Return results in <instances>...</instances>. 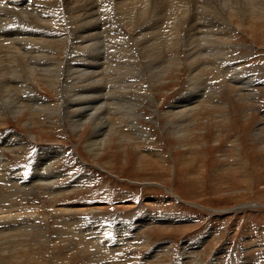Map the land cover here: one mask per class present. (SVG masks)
<instances>
[{
  "label": "rangeland",
  "instance_id": "1",
  "mask_svg": "<svg viewBox=\"0 0 264 264\" xmlns=\"http://www.w3.org/2000/svg\"><path fill=\"white\" fill-rule=\"evenodd\" d=\"M0 1V8L2 9L8 7L19 10L28 0H14V3L13 0ZM24 1L25 3H23ZM120 1L122 3L126 0ZM129 1L135 2L131 4V9H135L137 5H144L143 2L145 1L147 2V0ZM161 1L154 0L155 4L152 3V11L149 12L156 15L158 19L159 17L162 18L159 25L161 28L157 25L162 29H159L162 33L159 36V42L153 40V44L150 41V45L145 40L148 39L149 33L145 36L137 35L138 29L135 25H130V29L123 26L125 20L128 22L133 17L135 19V17L142 16L140 13L133 16L130 14L129 16L132 17L130 18L127 17L128 14H124L127 17L125 18L123 14H119L121 10L130 8V5L123 6V8L122 6L117 7V3L112 6L107 5L109 9L105 10H108V13L100 15L103 19L99 22L100 26L98 25L99 28L92 36H87L84 30L93 22L88 25L82 24L89 22L86 20L81 21L79 25L78 23L74 25L75 23H70L71 20L68 18L66 10L64 12L63 6H61L62 9L58 6L50 7V15L54 23L51 24L52 28L49 32L58 38L56 41H52L54 36L48 42L53 43L51 51L56 58L61 55L62 57L59 59L62 62L70 63L73 59L72 62L76 63L79 61L78 58H82L87 53H92L90 48L94 45L97 47L96 53L103 52V47L108 44L109 38L113 37L110 35L112 30L109 31L110 33L108 32L109 37L106 36L105 22L109 20L111 21L110 28L115 23L114 25L118 28L120 26L125 34L131 36H129L131 39L137 37L136 40L132 39V41H136V45H132V47L142 63L141 70L144 73L153 76L152 74H160L164 68H167L165 69L167 74L165 72L162 84L158 79H153L150 76L149 79H143L144 81L140 78H132L131 88L124 90L127 92L126 96L129 100L124 102L127 99L125 93L115 95L114 100H112L113 103L124 102L125 107L121 108L116 103V109H120L118 111L121 113H129L122 118L120 113L114 114L116 110L111 109L112 106H110V109L101 111L100 115L96 114L99 117H104L105 123L103 124L105 125L101 123H99L100 125H93L96 116L89 115L87 117L84 114L90 107H92L91 109L93 106L96 108L98 98L95 99L92 92L89 94L92 101L87 102L86 99L81 98L79 86L82 84H76L72 79L63 80L65 78L64 72V74L62 73L63 78L58 82L59 89H57L61 91V95L60 91H56L55 87L49 86V88L46 83L41 82L40 88L34 85L37 94L42 99L53 103L52 106H47L50 110L43 111L42 114H31V110L29 112L27 108L24 109L25 107H23V111L15 115L9 109L12 100L14 101L16 98L13 96L14 91H11L9 95L5 91L0 93L1 105L6 108V112L8 111V113L0 112V143L12 133H16L19 139L23 140V143L21 142L18 146L11 148L0 145L2 147L0 150L4 152L5 157H8L7 160L9 159L7 162L9 170L14 174L18 172L17 174L24 177L27 182L30 181V177L33 176L34 165L38 158L42 157L43 154L40 156V153L44 150L42 153L47 151L46 153L49 155H54V151L62 153L58 157V163L54 164L53 170L56 173H63L61 177L50 178V181L53 182L47 186L53 190L60 185L63 187L62 191L60 190L61 194L59 191L52 193L48 188L45 190L42 187L45 180H40L39 182L43 183L35 189L32 188L33 186L24 185L22 180L17 183H10L8 179L0 180V230L3 229L2 232L4 233L5 230L12 231L18 235L17 237L21 236L17 241L14 238L8 240L0 237V264H104V262H110L109 264H244L245 262L246 264H264V0H253L255 5L261 7L259 9L263 13V17L259 15L261 20H258L259 16L256 15H253L252 18L248 17L244 21L235 18V21L232 20L234 31H226L228 36L224 32L219 34L224 40L227 37L229 41H226L230 45H224L226 56H217V62L212 60L211 62L215 63L210 64V66L205 65L207 69L204 68L205 66L201 61L203 56H193V59L190 58L193 62L188 60L185 53L187 47H184V42L188 43L187 39H183L181 45L178 46L180 49L172 47L171 52L165 53V58L157 50V45L160 44L162 36L166 37L169 32L167 26H170V23L176 18L177 7L182 5L177 0H166V4H161ZM32 2L33 0L28 4V7H31L28 8L29 11L33 10ZM49 2L52 1L49 0ZM2 3L5 4L4 7H2ZM156 3L158 4L156 5ZM129 8L128 10H131ZM187 9L190 14L189 17H191V13L198 11L202 14L200 6ZM161 10L166 11L165 14L159 12ZM170 11L171 13L173 11V15H170ZM109 14L111 15L109 16ZM162 15L164 17H161ZM196 19H193V25L190 24L194 28L191 27L190 30L188 26L189 32L196 29L195 24L200 21V18ZM112 20L115 22L112 23ZM149 21L151 19L148 15L146 22L145 20L140 22L142 27L148 28L145 32L151 31ZM59 24L64 26H59ZM238 24L240 28L235 29ZM83 25H85V29ZM66 26H69L70 30L79 26V30L77 28H75L77 31L72 30L73 33L79 32L76 34L77 38L73 36L72 38L74 44L76 41L81 44L80 46L83 48L79 46L78 51L81 48L80 51L84 55L74 51L72 47L70 48V40L66 41L59 37V35L63 37L67 35L68 27L66 28ZM228 26H230L229 22ZM25 28L30 27L26 26ZM31 30L36 29L31 28ZM184 30L182 27L181 35L186 33ZM36 31H41V29ZM229 33L235 36L229 39ZM138 39H141L143 43ZM115 42L119 41L115 38ZM56 43L60 45L58 46ZM144 45L147 51L143 47ZM63 48L67 51L62 50ZM55 49H58L57 52ZM175 54H179V57ZM194 57H196V65ZM143 58H147L149 61ZM178 59L180 64L176 62ZM224 59L228 63L224 62ZM121 60L128 61L127 59ZM200 62L202 68L199 69L201 71L197 68L200 66ZM111 73L116 77L119 76V73ZM190 73H193V77ZM234 73L240 77L243 74L246 75L245 77L248 78L246 80H249L248 86L243 87L244 84L242 86L239 83L244 82L241 81V78L235 82L232 81L235 79ZM22 78L25 80V77ZM154 80H156L155 85L150 90V84H153ZM138 81L139 83H137ZM63 90H65L64 93ZM71 93L72 95H70ZM4 94H7L8 97H5ZM190 94L192 96L198 95L200 102L196 103L194 112H190L188 116L181 115L176 105L185 104V100H188L189 96L191 97ZM66 95L75 98L73 97L74 100L71 101ZM79 95L81 97L76 98ZM70 101V104L79 101L81 106L86 102L87 105L85 103L84 106L87 108L85 110L77 105L70 107V104H67ZM134 106L137 117L135 122L138 123L141 130L146 132V138H141L138 132L135 134L136 128L130 126L132 125L130 108ZM172 106L177 108L176 111L172 110ZM33 107L36 108L38 105H33ZM171 112H176V114ZM53 113L55 114L53 115ZM77 113L87 118V123L84 122L85 124L83 123V127L78 131L74 130L69 122L70 118H77ZM7 114L9 115L7 116ZM106 115L110 117L112 126L106 124L108 120H106ZM32 116H35L37 120ZM116 124L120 128L119 130L116 129ZM107 125L109 131L106 129ZM113 127L120 132L115 133ZM104 132L110 139H106L105 146L100 153H95L90 147L89 140L90 138L92 140L101 138V133ZM131 134L134 137L138 134L136 136L137 141L130 138ZM124 135L127 137H123ZM150 151L152 152L149 153ZM39 162L41 167L44 166L42 165L43 161ZM62 175L64 176L62 177ZM43 177L46 176L43 175ZM11 184L12 186L13 184L17 185V192L12 190ZM67 185L70 187L64 188ZM18 187L24 189L20 190ZM147 213L157 218L156 221L147 222L148 224L143 228L133 232L134 239L130 245H125L126 249L123 252L118 254L105 252L97 255L96 248L94 249L91 245L85 248L81 243L87 235H92L101 229H105L106 232L103 233L104 236L106 235L105 237L112 238L119 234L118 230L128 226L136 228L141 225L142 217ZM18 223L21 224L18 225ZM21 229L23 233L20 231ZM201 239L205 241L199 245L197 242ZM168 242L173 243L174 246V252L168 263H164L166 255H168L165 251L159 255V259L148 258L149 255L153 257L158 254V251L154 252L156 246ZM184 254L190 258L184 260ZM158 260L159 262H157Z\"/></svg>",
  "mask_w": 264,
  "mask_h": 264
},
{
  "label": "bare ground",
  "instance_id": "2",
  "mask_svg": "<svg viewBox=\"0 0 264 264\" xmlns=\"http://www.w3.org/2000/svg\"><path fill=\"white\" fill-rule=\"evenodd\" d=\"M28 1L26 3H25V1L23 2V3L26 4V9H25V4H24V6H21L22 8L20 7L21 9H19V10H15L16 8L15 9H9L8 7H7L8 9L6 7H5L6 9L0 8V93L3 92V91H5L9 95V93L11 91L12 92L14 91L13 96H15L16 98H15L14 101L11 99L12 102H11V104L9 106L10 111L13 114L16 115L18 112H22L23 111V107H25L24 109L27 108L29 110V112L31 110V114H34V113L35 114H42L43 111L45 112L47 110H50V108H48L47 106L50 107V106L53 105V103L50 102V101H46V100L42 99L37 94V92H36L37 90L35 89L34 85H37L39 87L40 86V83L42 82V83L48 84V87L49 86H51L52 88L55 87L56 91H60V90H57V89H59L58 82L63 78L62 77V73L64 72L65 73V76H64L65 78L63 80H65V79L71 80L72 79V80L75 81L76 84L77 83H81L82 84V86H79V90H80V93H81L82 97L79 95L76 98L79 99V97H81V98L86 99L87 102L88 101L90 102V101H92L91 100L92 99L91 96L89 97L90 92H92L95 95V99L98 98L96 108H94V106H93V109H91L92 107H90V109L86 110L85 108H87V107L84 106V104L86 102L85 103L83 102L84 103L83 106H81V103H79V101H77L78 103H74L75 102L74 101V102H72L73 104H70L74 96L73 97H69V96L66 95L71 100L70 102H67V104L68 103L70 104L69 105L70 107L71 106H74V105L81 106V108L82 109L84 108L86 110V112H87V113H84V114H86L85 116H87V117L89 115H95L96 116L95 117L96 119L93 121L94 122L93 125H100L99 123H101L102 125H105V124H103V123H105V121H103V120H105V119H103L104 117L103 116L102 117H99L97 115H100L101 111H103L104 109H110L111 108L110 106H112L111 109H115L116 110V111L114 110L115 112L112 110L114 112V114L117 115V113H120V116L122 118H123V116L125 117V114H128L129 112H127V113H121V112L118 111L120 109H118V110L116 109L117 108L116 107V103L121 108V107H125L124 106L125 105L124 102L126 103V100H129L128 97L126 96L127 92H125L124 90L131 88L130 83L132 81V78L133 79L134 78H140V79L143 80L145 78H148L149 79V76L151 75V74L150 75H147L146 73H144L141 70L142 63L139 60L138 55L135 54L134 48L132 47V45L133 46L136 45V41H132V39L133 40H136L137 37L135 39L134 38L131 39L130 38L131 36L129 35L130 36L129 37L127 34H125L124 31L122 30V28H120V26L118 28L116 25H114L115 24V23H113L114 20H112V23H113L112 26L113 27L110 28L111 27V21L108 20V22H105V26L107 28V30H106V32H107L106 36H108V32L110 30H112V33H110V32L109 33L113 37H110L109 38V40H108L109 42L107 41L108 44H106L103 47V49H104L103 52H100L98 50L99 52L96 53L97 52V47L94 45V47H91L90 48L92 53H90V54L87 53L88 55L87 54L84 55L80 51L81 48H83V47L80 46L81 44H79L78 41H76V44H74L75 42H73V38H72V36L74 38H77V35L76 34H78L79 32L73 33L72 30L74 31L75 28H77L79 30V28H78L79 26L78 27H74V29L71 28V30H70L69 26H66V28L68 27L67 28V31H68L67 32V35L64 36V37L59 35V37L62 38V39H65L66 41L67 40H70V45H69L70 48L72 47V49H74V51L76 50V52H80L84 56L82 58H80V59L78 58L79 61H77L76 63H73L72 62L73 59H72V61L70 60L72 63L71 62L70 63L62 62L60 60L61 59L60 57H62V56L60 55V57H59L60 59L59 58H56L55 57V54L51 51V47H52L53 43L52 42L51 43L48 42L51 38H53L55 36L53 33H50L49 32L51 30V28H52L51 24L54 23V21H52L53 18H51V15H50L51 14V8L50 7H52V6H58V7H60V9H62L61 6H63L64 7V12L66 10V13H68L67 14L68 15V18H70V20H71L70 23H73V24L75 23L74 25H76V23H78V25H79L81 23V21H86V20H89V22H86V23L83 22L82 24L88 25V24H91L93 22L86 29L84 28L85 25H83V28L85 29L84 32L87 33V36H92V35L95 34L96 30L100 26L99 22L103 19L100 15H105L106 13H108V10H105V9H109L107 5H109V6L111 5L112 6V5H116V3H117V5H118L117 7L122 6V8H123V6L127 7V5L128 6L130 5V8L129 7L128 8L131 9L132 8L131 7V4H133L135 2L134 1L133 2H130L129 0L128 1L126 0L125 2H122V3H120L121 2L120 0H50L52 2H49V0H47V1H43V0L42 1H40V0H33V2L31 3L33 10L29 11L28 8H31V7H28L29 6L28 4H29V2H31V0L29 2ZM153 1L154 0H151V1L150 0H147V2L146 1L143 2L144 5L143 4L142 5H137V6H135V9H131V10H128V8H127V10H121V7H120L121 13H119L120 15L123 14V16H125L124 14H126V15L128 14L127 17L130 14H132V16L134 14H138V13L142 14V16L140 15L137 18L135 17V19H133L134 17L132 18V17L129 16L132 19L129 20L128 22L125 20V23H123V26H125V28L128 27V29H130L131 28V27L129 28L130 25H135L137 27L136 29H138L137 35L142 34L143 36H145L147 33H149V36H147L148 39H145L146 42H149V45H150V41H152L151 42L152 44L154 42L153 40H157L158 41L159 36H161V34H162V33H160V30H162V29H160L161 26H159L160 25V21H161L162 18L159 17V19H158V18H156V15H154L152 13H149L150 10H151V5H152V3H154ZM168 1H171V0H168ZM10 2H12V1H10ZM46 2L48 4H45ZM157 2H158V0H157ZM166 2H167L166 0H162L161 1V4H166ZM177 2H181L182 5L179 6V7H177V9H176V11H177L176 18H175V20L173 22L171 21L172 23H170V26H167V27H169L168 28L169 29V32L167 33L166 37H163L164 35L162 36V39H161L160 44H158V45L156 44L158 46V47L156 46L158 48V49L157 48L156 49L158 51H160L161 52V55L165 58V53L171 52L170 50L172 49V47H176L177 48L179 45H181V42H183V39L184 40L187 39V42L188 43L186 44V42H184L185 45L184 44L183 45H184V47H187L186 50H185V53H186V56H187L188 60H191L190 58L193 59V56H196V57H202L203 56V58L201 60L203 62L202 63L203 66H205V65H209L210 66V64L217 62V60H218L217 59V56H223V55H224V57L226 56V50H224V47H225L224 45H228L229 46L230 44H228V42H227L229 40H227V37H226L225 40H224V38L222 39L219 34L220 33H223V32L225 33L226 31H228V32H233L234 31L233 30L234 27L232 28V26H234L233 23H232V20L233 19H234L233 21H235V18H239V20L241 19L240 21H244L248 17H251L252 18L253 15L254 16L256 15L257 17L260 15L261 17H263V13L259 10L261 7H258L257 5H255V3H254L253 0H220V1L219 0H200V1L199 0H177ZM13 3H14V0H13ZM6 4H7V2H6ZM157 4L158 3H156V5ZM169 4H171V3H169ZM184 4H185V7H184ZM4 6H5V4L2 5V7H4ZM198 6L201 7L202 14H201V12L198 11L197 13H191V17H189L190 14L188 13V9L187 8H193V7H198ZM47 8H50V9L47 10ZM152 8L154 9V7H152ZM159 8H160V6H159ZM159 8H157V9L159 10ZM170 8H171V6H170ZM162 10H163V8H162ZM162 10L159 11V12H161V13L164 12V14H165L166 11H162ZM146 11H148V13H146ZM114 12H116V11L114 10ZM34 13H36V14H34ZM170 13H171V11H170ZM172 13H173V11H172ZM172 13L170 15H173ZM63 14H65V13H63ZM159 14H157V15H159ZM110 15L111 14H109V16ZM148 15H149V17L151 19V21L148 22L149 25H150V30L151 31L150 32H145V31H147L148 28L142 27L141 26L142 24L140 25V22L141 21H144V20L146 22V17ZM46 16H48V17H46ZM260 16H259L258 20L259 19L261 20ZM127 17L125 16V18H127ZM161 17H164V16L162 15ZM169 17L171 18V16H169ZM172 18H174V17L172 16ZM196 18H198V19L200 18L199 20L202 23L200 21L198 23H201V24L196 23L195 24V28L196 29H194V30H192V31L189 32L188 30L191 27H193V26H190V24L192 23V25H193V21H194L193 19H196ZM92 19H95V20H92ZM163 20H165V19H163ZM106 21H107V19H106ZM166 22H167V20H166ZM228 22L230 23V26H228ZM24 24L27 27H30V28H25L26 26H23ZM62 25L59 24V26H62ZM244 25H245V23H244ZM188 26H189V29H188ZM12 27H15V28H12ZM38 27L41 29L42 32L41 31H36V30H40ZM182 27H184V29H185L184 31H186V33L184 34L185 36L184 35H181V33H180L182 31ZM198 27H199V29L197 30ZM238 27L240 28V25L239 24L237 25V27L235 29H239ZM31 28H34L36 30L32 31ZM170 29H171V34H170L171 36L169 35ZM218 31H219V33H217ZM71 32L73 33V35L71 34ZM130 32L132 33V31H130ZM165 32H164V34H165ZM225 34L228 36V33H225ZM134 35H135V33H134ZM134 35H133V37H134ZM142 35H140V36H142ZM98 36H101V35H98ZM234 36H233V34H230L228 38L230 39V38H233ZM108 37H106V38H108ZM56 38H58V36H55L51 40L52 41L53 40L56 41ZM115 38L119 42H115ZM143 38H146V37H143ZM98 40H100V39H98ZM138 40H141V39H138ZM80 41H81V39H80ZM83 42H84V39H83ZM143 42H144V39H143ZM143 42L141 40V43H143ZM101 43H103V42L101 41ZM138 43L140 45V42H138ZM56 44H58V43H56ZM99 44H100V42H99ZM231 44H233V43H231ZM59 45L60 44H58V46ZM219 45H221V46H219ZM79 46L81 48L78 51V49H79L78 47ZM143 47L145 48V45ZM64 48L62 50L65 51L66 49H64ZM85 49H88V48H85ZM99 49H100V46H99ZM56 50H58V49H55V51ZM69 50H71V49H69ZM145 50L147 51L146 48H145ZM84 51L86 52L87 50H84ZM140 51L143 52L142 50H140ZM149 51H151V50H149ZM4 53H6L5 56H3ZM177 53H178V50H177ZM178 55H176V56H178ZM69 57H70V55H69ZM196 57H194V60H195L194 63H195V65H196V59H195ZM44 58H45V61H43ZM151 58L154 59L153 57H151ZM173 58H174V56H173ZM121 59H127L128 61L126 62V60L124 61V60H121ZM143 59H145V58H143ZM145 60H148V59L146 58ZM212 60H215V62H211ZM66 61H69V60H66ZM176 62H178V64H180L179 59H178V61L176 60ZM224 62H227L228 63V61H226L225 59H224ZM218 64H219V62H218ZM223 64H225V63H223ZM172 65H173V63H172ZM199 65L201 67L200 66L197 67L198 70H200L199 68H202L201 62L199 63ZM178 66H177V68H178ZM181 66H182V64H181ZM191 66L193 67V65H191ZM204 68H206V66ZM165 69H167V68H164V70H162L160 74L154 73V74H152L153 76H150V77H153V79L156 78V80L158 79L159 82L161 83L163 77L165 76V72L167 74V70L165 71ZM191 70H193V69H191ZM194 71H195V69H194ZM111 72L116 73V74L119 73L118 74L119 76L116 77V75L114 76ZM190 74L192 76L193 73H190ZM234 74L236 75V73H234ZM234 74H233V77H235V79L234 80L232 79V81L235 82L237 79L241 78V81H244V82H239V83H241L242 86L244 84L243 87H247L248 86L249 80L248 81L246 80V79H248V78L245 77L246 75H244L242 73L244 76L242 75V77H240L238 75L235 76ZM239 75H241V74H239ZM22 77H25V80H23ZM247 77H249V76H247ZM156 80L153 81V84H150L149 83L150 86H151L150 87V90L153 89ZM209 80H210V78H209ZM118 82H120V84H117ZM63 83H66V82H63ZM137 83H139V81ZM147 84H148V82H147ZM192 84H193V82H192ZM15 86H18V87L16 88ZM70 87H72V86H70ZM55 89H53V90L55 91ZM139 89H141V88H139ZM244 89H242V90H244ZM65 90H63V93H64ZM75 90H77V89H75ZM133 90H135V89L133 88ZM148 90H149V88H148ZM67 91L70 92V90H67ZM55 93H57V92H55ZM123 93H125V96L127 97V99H125L124 102L120 101L121 104L118 101L115 102V103H113L112 100H114L115 95H123ZM145 93H147V92H145ZM4 95H6L5 97H8L7 94H4ZM60 95H61V91H60ZM70 95H72V93ZM2 96H3V93H2ZM151 96L153 97V95H151ZM61 98H59V99H61ZM93 98H94V96H93ZM132 99L133 98L131 97V100ZM193 99H195V100L193 101ZM7 100H9V99H7ZM185 101H186L185 104H182V103L180 104L179 103L180 105L177 104L176 106H178V109H179L178 111L180 112L181 115L185 114V116H188L189 113L190 112L192 113V111L195 109L196 103L197 102H200V98L198 100V95H194V96L191 95V97L189 96V99L188 100H185ZM93 102H94V100H93ZM93 102H91V103H93ZM128 102H127V104H128ZM1 103L2 102L0 101V112H3L4 113V112H6L5 111L6 108H4V106H2ZM129 103H131V102H129ZM56 104H58V103H56ZM33 105L34 106L35 105H38V107L34 108ZM62 105H64V103ZM86 105H87V103H86ZM127 108H129V107H127ZM135 108H136L135 106L133 108L132 107L130 108V110L132 111L130 113V116L132 117V125H130V126H133V127L136 128L137 131L135 132V134L138 132L140 134L139 136L141 138H146V136H147L146 135V132L143 131V130H141V128L139 127L138 123L135 122L136 119H137V117L135 116L136 115L135 114V112H136L135 111ZM172 108H173V106H172ZM176 109L177 108H173L172 110L173 111H176ZM66 110H68V109H66ZM77 110H79V109H77ZM56 111H57V109H56ZM74 111H76V110H74ZM76 112H78V111H76ZM6 113H8V111ZM171 113L176 114V112H171ZM54 114L55 113H53V115ZM64 114H66V113H64ZM110 114H108V115H110ZM8 115L9 114H7V116ZM137 115H138V112H137ZM110 116H112V115H110ZM185 116H184V118H185ZM32 117L35 118V116H32ZM50 117H52V116H50ZM126 118H128V117H126ZM35 120H37V119L35 118ZM106 120H107L106 121V124H109L110 126H112L110 124V117L109 116L106 117ZM122 120H121V122H123ZM86 121H87V118L81 116L80 113H79L77 115V118L76 117L70 118V121L69 122H70L72 128L74 130L78 131L80 128L83 127V123L86 122ZM90 121H92V120H90ZM183 122H184V120H183ZM49 123H51V122H49ZM54 124H55V122H54ZM117 126L118 125L116 124V129L119 130L120 128H118ZM120 126L122 127V125H120ZM98 128H99V126H98ZM114 128L115 127H113L112 129H114ZM106 129H108V131L110 130L108 128V125H107ZM118 130H115L114 129L115 133L116 132L119 133L120 131L118 132ZM103 131H104V129H103ZM96 135H98V134L96 133ZM137 135H135V137H134L131 134V137L130 138H133V139L136 140V136ZM100 137L101 138H95V139H93L94 141L92 140V138H90V140H89L90 147L92 148V151L95 152V153H98V152L100 153V151L105 146L106 139L107 138L110 139L109 136H107L105 132L104 133H101V136ZM123 137H127V136L124 135ZM130 138H127V139H130ZM22 141L23 140H20L19 137H18V135L16 133H12V134H10V136L7 135L4 138V140H2V142L0 143V145H3L4 147H7V148H11V147H14V146H18V144L21 143ZM1 148L2 147L0 146V149ZM43 151H41V153H40V156L43 154L42 157H39L38 160H37V162H36V164L34 165L33 176H31L30 177V181L27 182L26 179H24V177H22L21 175H18L17 174L18 172L16 174H14L12 171L9 170V168H8V165L9 164L7 165V162H8L9 159L7 160L8 157H5L6 155L4 154V152L2 150H0V176L2 177V178L0 177V180L8 179V181H10V183L11 182L17 183V182H19V181L22 180V181H24V185L33 186L32 187L33 189H35L36 187H39V184H42L43 183V182L40 183L39 182L40 180H45L44 181V185L42 184V187L44 189L45 188L47 189L48 188L47 187L48 184L51 183V182H53V181H50V178H52V177L53 178H57L59 176L61 177V174H63L61 172L56 173L53 170L54 169V164L56 162L58 163V159H59L58 157L62 153H60L59 151H57V152L54 151L55 154L54 155L51 154L52 155L51 156V155H49V154L46 153L47 151L45 153H42ZM151 152L152 151H150L149 153H151ZM50 153H51V151H50ZM96 156H98V155H96ZM161 156H160V158H161V160H163V158H162L163 156L162 157ZM39 161H43L42 165H44V166L41 167V164H40ZM46 167H48L47 168V171H45L46 170L45 169ZM43 175H45L46 177H43ZM63 176L64 175H62V177ZM10 186L13 188L12 190L14 192L15 191L17 192V190H16L17 185L16 184H13V186L11 184ZM22 186H23V184H22ZM68 187H70V185L64 186V188H68ZM71 187H72V185H71ZM24 188H26V187H24ZM75 188H76V186H75ZM18 189H20V188L18 187ZM23 189H20V190H23ZM62 189H63V187H60V185H59V187H57L56 189H53V190L49 189V190L52 193L54 191H59V193L61 194L62 193L61 192ZM66 190H68V189H66ZM65 209L67 210V208H65ZM65 212H67V211H65ZM12 215H14V213ZM7 217H10V216H7ZM2 218H3V216H2ZM14 218H16V217L14 216ZM5 219H6V217L4 218V220ZM156 219L157 218H155L154 216L148 215V213H147V215H144L142 217V223H141V225H139V226L135 225V226H137L136 228H134L133 226H128L125 229L118 230V233L119 234L116 235L115 237H112V238L105 237L106 235L104 236L103 233L106 232V231H105V229H101V230H98V232H96V233H92V235H87L86 236V239L87 240L86 239L84 240V239L81 238L82 239L81 243H82L83 247H85V248H87L90 245L93 246L94 249L96 248V250L98 251L97 252V255L98 254H104L105 252H109V253L114 252L115 254H118L120 252H123L124 249H126L125 245H127V244L130 245V242L133 241L132 240V239H134L133 232L138 231L140 228H143L148 223H151L153 221H156ZM8 221H9V219H8ZM5 223H7V222H5ZM19 224H21V223H18V225ZM91 229H92V227H91ZM2 230H0V237H2V238H6L8 240L10 238H14L17 241V240L20 239L19 237H21V236L17 237L18 235H15L14 232H12V231L5 230V233H4V232H2ZM13 231H15V230H13ZM20 231H22V229ZM22 233H23V231H22ZM98 233L101 234V235H99ZM135 235H136V233H135ZM204 241H205L204 239H201L197 243H199V245H202ZM143 244H145V243H143ZM68 245H69V243H68ZM81 251H83V250H81ZM155 251H158V254L155 255V256H153V257H151L149 255L148 256L149 259H152V258L153 259H155V258L159 259L160 258L159 255L165 251L168 255H166V259L164 258L165 259L164 260V263H168L170 261V256L174 252L173 243H171V242H168L166 244L161 243L160 245H158V246L155 247L154 252ZM185 252H187V251H185ZM191 252H193V251H191ZM189 255H191V254H189ZM193 257H194V255H193ZM188 258H190V257H187L185 255L184 260H187ZM95 260H97V258H95ZM151 262H153V261H151ZM157 262H159V260ZM162 262H163V260H162ZM109 263L110 262H108V263L107 262L106 263L104 262V264H109ZM244 264H246V262Z\"/></svg>",
  "mask_w": 264,
  "mask_h": 264
}]
</instances>
